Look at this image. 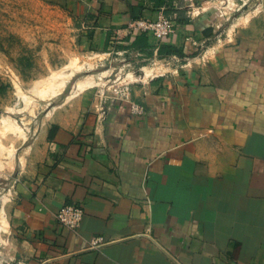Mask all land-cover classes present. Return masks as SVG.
<instances>
[{"label":"crops","instance_id":"obj_1","mask_svg":"<svg viewBox=\"0 0 264 264\" xmlns=\"http://www.w3.org/2000/svg\"><path fill=\"white\" fill-rule=\"evenodd\" d=\"M42 1L74 21L91 51L130 48L132 8L147 17L159 8ZM183 1L164 6L189 12L168 39L193 53L131 48L142 66L125 75L130 100L89 89L93 75L58 100L66 80L48 96L33 92L53 72L67 79L68 62L31 82L49 99L37 119L0 118V264H264V0ZM20 100L17 112L31 96ZM67 202L83 209L76 228L55 216ZM96 235L104 242L89 246Z\"/></svg>","mask_w":264,"mask_h":264},{"label":"rangeland","instance_id":"obj_2","mask_svg":"<svg viewBox=\"0 0 264 264\" xmlns=\"http://www.w3.org/2000/svg\"><path fill=\"white\" fill-rule=\"evenodd\" d=\"M241 1L236 0L235 7ZM246 2L250 5L251 0ZM208 4L220 7L225 3L210 0ZM246 8L245 4L234 11L241 12ZM164 10L174 19L175 26L178 17L185 18L189 14L182 9L176 11L174 16L170 9ZM74 26L71 18L69 20L67 15L57 13L46 1L0 0V76L6 83L5 90L0 93V118L12 114L20 124L30 118L37 119L40 114L36 109L49 99L31 94L28 91L31 82L60 69L68 61L81 67L70 66L73 71L66 79V85L69 83V87L73 88L76 78L93 75L96 82L88 87L95 90L110 89L125 77L130 67L139 70L142 66V60L134 61L137 57L135 50H121L116 46L118 44H112L108 49L103 47L100 51L89 50L87 45L78 43L76 37L79 29ZM21 92L29 94L31 100L27 107L17 112L22 107ZM6 185L5 181L0 180V186Z\"/></svg>","mask_w":264,"mask_h":264},{"label":"built area","instance_id":"obj_3","mask_svg":"<svg viewBox=\"0 0 264 264\" xmlns=\"http://www.w3.org/2000/svg\"><path fill=\"white\" fill-rule=\"evenodd\" d=\"M164 4L160 5L154 17L141 16L129 20L127 27L132 32L148 31L156 38L165 37L175 30V22L164 10ZM133 76H125L117 81L115 86L110 89L112 97L118 99L130 100V87ZM112 85V84H111ZM131 109L135 112H142V106L131 101ZM56 218L62 224L76 228L83 216V209L80 205L75 203H64L55 213ZM104 242L101 235L93 236L89 240V246H98Z\"/></svg>","mask_w":264,"mask_h":264},{"label":"trees","instance_id":"obj_4","mask_svg":"<svg viewBox=\"0 0 264 264\" xmlns=\"http://www.w3.org/2000/svg\"><path fill=\"white\" fill-rule=\"evenodd\" d=\"M153 1V7H151V11L156 10L160 5L164 4V6L167 4V0H152ZM131 17L132 19L141 17L140 14L134 13L133 8L131 10ZM174 20V19H173ZM187 22L188 19L185 18H178L177 22ZM205 31L206 34L211 33V28L207 27L203 29V32ZM175 32V30H174ZM162 37V38H156L154 35H152L148 31H140V32H132L129 31L128 34L124 37V40H130L128 43V47L137 49V50H147V54L152 53V49H155V55L157 57H164L169 56L171 54H177V55H185V54H192L193 52L186 53L184 51L183 45H178L176 42L171 41L168 39L171 37V35L174 33ZM108 41V37L106 38ZM106 41V42H107ZM195 52V51H194ZM69 89V83L65 86L64 90L58 95L57 100L60 99L63 95L67 93ZM56 126L53 125L51 129L49 130V137L52 136L53 128Z\"/></svg>","mask_w":264,"mask_h":264},{"label":"bare ground","instance_id":"obj_5","mask_svg":"<svg viewBox=\"0 0 264 264\" xmlns=\"http://www.w3.org/2000/svg\"><path fill=\"white\" fill-rule=\"evenodd\" d=\"M69 62V61H68ZM68 64V63H67ZM72 64V63H71ZM78 67V64H77ZM69 72H67L65 69L53 72L50 74L44 81L45 84L43 88L39 87L40 80H37L33 83L32 90L33 92L40 93L43 92V95L48 96L52 93L57 92L59 89H61L64 81L66 80V77L68 76ZM94 81L92 80L91 76L88 78L79 79L77 82L78 88H82L87 84H92ZM25 104H27V100L25 101Z\"/></svg>","mask_w":264,"mask_h":264}]
</instances>
